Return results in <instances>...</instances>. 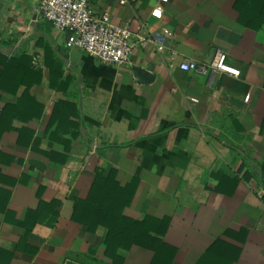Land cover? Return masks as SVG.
Segmentation results:
<instances>
[{
    "label": "crops",
    "instance_id": "obj_1",
    "mask_svg": "<svg viewBox=\"0 0 264 264\" xmlns=\"http://www.w3.org/2000/svg\"><path fill=\"white\" fill-rule=\"evenodd\" d=\"M127 1L89 5L162 50L109 66L0 0V264H264V1Z\"/></svg>",
    "mask_w": 264,
    "mask_h": 264
},
{
    "label": "built area",
    "instance_id": "obj_2",
    "mask_svg": "<svg viewBox=\"0 0 264 264\" xmlns=\"http://www.w3.org/2000/svg\"><path fill=\"white\" fill-rule=\"evenodd\" d=\"M29 1L32 4L34 20L47 22L53 28L65 33L67 48L83 50L103 64L124 66L129 63L134 46L144 47L148 42L155 44L156 51L162 50V45L148 37L138 38L134 42L133 34L125 27L113 26L106 14L100 16L93 14L89 0ZM119 2L128 3L127 0H119ZM151 15L160 18L161 8H153ZM225 58L226 52L218 50L207 64L183 60L178 63V67L183 71L202 76L225 73L237 77L239 70L226 64ZM248 97L249 95H245L244 99L247 100Z\"/></svg>",
    "mask_w": 264,
    "mask_h": 264
},
{
    "label": "trees",
    "instance_id": "obj_3",
    "mask_svg": "<svg viewBox=\"0 0 264 264\" xmlns=\"http://www.w3.org/2000/svg\"><path fill=\"white\" fill-rule=\"evenodd\" d=\"M260 16H261L260 23L264 24V3H263V7L261 9V12H260ZM262 187L264 188V182H262ZM124 221H126V220L123 217H121L119 214H117L115 217H111V219H110V221H109V223L107 225L109 236H111V233H112L111 231H113V229H118L119 228V229H121L120 232H124L125 229H122ZM129 226H130L131 229L133 227L135 229H138V228H141L143 226V223L142 222H130L129 221V225L126 228V230L129 228Z\"/></svg>",
    "mask_w": 264,
    "mask_h": 264
},
{
    "label": "water",
    "instance_id": "obj_4",
    "mask_svg": "<svg viewBox=\"0 0 264 264\" xmlns=\"http://www.w3.org/2000/svg\"><path fill=\"white\" fill-rule=\"evenodd\" d=\"M134 77L139 81H146L149 78V74L141 68H133ZM30 162L39 169L43 168V164L37 160H30ZM64 264H80L72 260H66Z\"/></svg>",
    "mask_w": 264,
    "mask_h": 264
}]
</instances>
